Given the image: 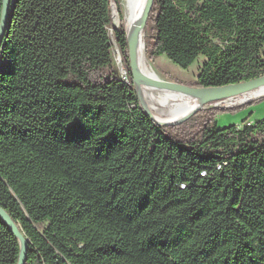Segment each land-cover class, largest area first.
<instances>
[{"label": "trees", "instance_id": "16d2710c", "mask_svg": "<svg viewBox=\"0 0 264 264\" xmlns=\"http://www.w3.org/2000/svg\"><path fill=\"white\" fill-rule=\"evenodd\" d=\"M112 1L13 0L0 45V207L27 240L24 264H264V119L218 127L237 106L156 122ZM2 11L0 0V24ZM144 43L151 61L204 58L182 84L256 79L264 0H154ZM21 253L0 216V264Z\"/></svg>", "mask_w": 264, "mask_h": 264}, {"label": "bare ground", "instance_id": "6f19581e", "mask_svg": "<svg viewBox=\"0 0 264 264\" xmlns=\"http://www.w3.org/2000/svg\"><path fill=\"white\" fill-rule=\"evenodd\" d=\"M146 1L121 0L128 38L135 52V85L148 110L155 109L158 112L163 111L168 114V118H156L159 122L176 121L194 112L202 104L200 99L192 92L176 88H165L157 84V82L165 80L154 70L145 52L142 20ZM263 96L264 86L241 96L243 97L241 100H252ZM228 102V104H231V99ZM162 107L164 108L162 109Z\"/></svg>", "mask_w": 264, "mask_h": 264}, {"label": "water", "instance_id": "95a60500", "mask_svg": "<svg viewBox=\"0 0 264 264\" xmlns=\"http://www.w3.org/2000/svg\"><path fill=\"white\" fill-rule=\"evenodd\" d=\"M154 0H147L144 10V16L142 20V28L146 26V22L149 16V13L152 9ZM13 0H3V11H2V19L0 24V45L1 41L4 38L5 34L8 35L9 29H10V23L12 18V10H13ZM112 9H113V15L115 19L116 13H118L116 2L112 1ZM116 26H118V23L115 20ZM120 24V20H119ZM129 40V58H130V68L132 70L134 82L136 81V70H135V62H134V48L133 45ZM157 84L165 87V88H176L180 90H185L194 93L201 101V106L198 107L194 112L185 115L184 117L176 120V121H170V122H159L154 118L152 113L148 111L147 107L145 106L144 102L141 99V96L138 93V96L140 98L141 103L143 104L144 108L147 110V112L153 117V119L161 124H180L185 121H187L191 116H193L198 110L203 108L204 106H207L209 104H219L225 101H228L229 99H233L236 97H241L246 95L247 93L254 91L262 86H264V75L261 77H258L253 80L244 81L236 84H229L223 87H214V88H199V87H193L186 84L173 82V81H163V82H157ZM0 216L4 219V221L8 224V226L12 229V231L18 236L21 246H22V253L19 260V264L25 263V257H26V251H27V240L24 237V235L20 232L18 227L15 225L12 218L0 207Z\"/></svg>", "mask_w": 264, "mask_h": 264}, {"label": "rangeland", "instance_id": "374dc122", "mask_svg": "<svg viewBox=\"0 0 264 264\" xmlns=\"http://www.w3.org/2000/svg\"><path fill=\"white\" fill-rule=\"evenodd\" d=\"M119 1L121 4V7H122V11H123V6L121 3V0H119ZM123 15H124V21H125L124 11H123ZM117 19H118V21H117ZM115 20L119 26L120 25L119 24V20H120L119 13H116ZM127 35H128V33H127ZM148 60L152 64V66L154 67V70L165 81L192 82V81H195V79L197 78V76L199 74V67L202 65L204 58L201 57L199 59V61L195 62L188 69H184V68L174 64L165 55L159 56V57L155 58L153 61H151L149 58H148ZM0 63H1V61H0ZM114 67H115L116 71L118 72V74L121 78H125L126 80H128L127 69L125 67V63L123 61L122 55H121L120 51L118 50V48L114 49ZM134 88L136 89V91H138L136 88L135 82H134ZM158 89H160V88H158ZM241 98H243V97H236V98L231 99V101H232L231 104H228L229 103L228 101L230 100L229 99L228 101H225V102H222L219 104H214V103L209 104L207 106H204L201 109H208V108H213V107L234 108V107L239 106V108L235 111L229 110V111L219 113L216 117L217 122H218V127H226V126H229L232 124L241 125L243 123V121L246 119L247 120L248 119H260V118L264 117V116H262V115H264V112H263L264 109L261 110L262 107L264 106V96L260 97V100H257L259 98H255L252 100L242 101ZM254 100H257V101L250 103ZM163 108L164 107H162V109ZM151 110L152 111H150V110H148V111H150L152 113V115L154 116L155 119L156 118H168V114L163 112V111L158 112L155 109L154 110L151 109Z\"/></svg>", "mask_w": 264, "mask_h": 264}, {"label": "crops", "instance_id": "0c3cea01", "mask_svg": "<svg viewBox=\"0 0 264 264\" xmlns=\"http://www.w3.org/2000/svg\"><path fill=\"white\" fill-rule=\"evenodd\" d=\"M264 109V106L262 107V109L261 110H263ZM263 112H264V110H263ZM261 115V114H260ZM262 116H264V115H262ZM259 118V117H258ZM260 119H264V117H262V118H260ZM252 120V122L253 121H255V120H259V119H248L247 121H251Z\"/></svg>", "mask_w": 264, "mask_h": 264}, {"label": "built area", "instance_id": "2783aa9c", "mask_svg": "<svg viewBox=\"0 0 264 264\" xmlns=\"http://www.w3.org/2000/svg\"><path fill=\"white\" fill-rule=\"evenodd\" d=\"M247 124L250 125L251 124V121L247 122Z\"/></svg>", "mask_w": 264, "mask_h": 264}]
</instances>
